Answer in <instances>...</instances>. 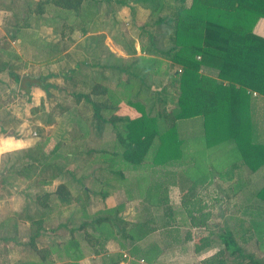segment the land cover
Segmentation results:
<instances>
[{
  "label": "trees",
  "instance_id": "1",
  "mask_svg": "<svg viewBox=\"0 0 264 264\" xmlns=\"http://www.w3.org/2000/svg\"><path fill=\"white\" fill-rule=\"evenodd\" d=\"M94 1L96 0H36L34 6L26 10V14L27 16L31 14L43 16L49 12L53 13L54 10L72 11L83 25L85 32L96 10L93 7L95 6ZM177 1L183 2L184 0ZM153 2L155 5L152 10L157 17L154 24H171V33L166 35L169 48L161 50L155 43L153 33L149 31L146 32V43H144L142 33L139 36L141 53L151 55H132L130 63L119 67L115 71L116 88L110 90L106 84L98 81L94 87L86 91L67 92L73 99L74 106H78L84 99L91 104V117L86 118L89 126L84 124L88 132L91 128L95 134L101 135L108 124L115 129V138L120 149L111 152L108 159L107 150H99L101 153L99 158L109 161L107 166L99 170L105 169L110 176L124 178L122 169L114 168L117 162L130 170H138L139 167L145 166L146 162L151 163L152 166L166 167L176 162L186 164L191 160L194 166L196 163L195 150L189 152L190 144H187L185 138L178 132L176 122L195 117L201 118L205 145L213 147L224 144L230 158L226 160L227 163H217V167L216 164L205 167V170L209 169L210 176L216 172L221 174L224 180L231 179L233 173L240 174V169H235V165L240 161L251 172L264 168V132L258 120V114L262 113L259 103L264 101V37L253 32L239 34L224 24L184 13L180 6H170L172 14L166 20L165 17L159 15L160 11L164 10L163 1L153 0ZM192 2L203 7L225 10L240 8L256 16L264 17V0H192ZM59 17L62 19L64 16ZM75 30L76 26L68 23L65 18L60 21L58 31L61 39L66 41L65 47L73 43L71 33ZM131 51L135 54L133 47ZM4 53L10 59L13 58L12 51ZM13 55L16 56L15 53ZM158 57L161 60L157 59ZM162 60L167 61L165 71L156 69V64L160 67ZM203 65L216 68L218 78L222 81L201 74L200 68ZM172 69L174 71L169 79L175 82L172 84L176 86L177 91L169 94L166 91V83L160 81L155 87L150 77L162 72L168 74ZM0 71L5 72L16 83L21 81L20 75L14 71L13 67H10L9 61L0 59ZM122 74L126 75L125 79ZM30 86L48 89V85H43L39 81L31 82ZM144 93L148 96L145 102H142ZM259 98L262 100L258 101ZM120 101L135 108L139 115L133 118L124 117L114 122L111 115ZM69 109L67 106L61 107L59 113ZM82 138H84L83 135ZM47 140L48 137L36 141L32 146L25 148L21 156L23 170L31 171L28 175H24V178L34 177L35 186L38 188L51 185L54 180L67 172V169L56 161L63 158L62 139L56 141L49 151L46 150ZM21 171L17 170L15 174L19 175ZM34 171L35 173H32ZM189 171L191 168L187 169V175ZM201 172L204 171L192 169V175L188 176L194 186L210 181L207 172L202 176L197 175ZM4 182L5 177L1 179L0 185ZM242 184V179L232 182L231 193L239 192ZM65 188L64 184L58 185L53 192L46 191L42 196L37 195L36 201L47 209H49L48 198L51 196L60 202H68L69 196ZM153 188L156 191L158 184L149 186L150 190ZM92 193H95L93 189L83 187L81 193L75 196L74 200L86 218L78 226L68 228L69 225L66 223L59 225L66 227L69 232V236L62 241H51L45 246H38V238L45 232L44 216L34 214L22 216L23 220L29 223L28 240L22 243L33 251L29 264H55L57 261L62 264H79L78 261L84 258L87 252L103 255L102 264H119L125 260L123 254H109L102 239L115 238L122 246L121 238L128 237L131 240H137L141 237L135 232L137 229L142 236L147 235L139 222L131 223L128 228L119 229L116 220L118 213L124 208L123 204L94 212L93 220L89 221L87 217L90 214L87 208L90 205ZM99 194H102L103 198L106 195L102 190ZM255 197L264 202V185L257 189ZM205 208V204L199 203L188 209L186 213L181 210H177V213L185 219L196 221L201 214H204ZM163 211L164 214L174 213L170 205H164ZM251 226L253 228L251 238L255 235L257 245H263V211L254 215ZM204 231L207 236H216L220 246L216 254L217 258H211L212 261L208 264H227L222 256L224 252L233 256L237 255L241 259L251 258V255L243 251L232 229L227 228L217 233L209 229ZM18 239L15 225L8 234L1 237V240L6 242L18 243ZM209 245H213V241ZM155 247V245H149L140 254L138 248L130 252L135 258L150 263L152 256H155L157 252ZM197 248L199 250L202 245L197 243Z\"/></svg>",
  "mask_w": 264,
  "mask_h": 264
},
{
  "label": "rangeland",
  "instance_id": "2",
  "mask_svg": "<svg viewBox=\"0 0 264 264\" xmlns=\"http://www.w3.org/2000/svg\"><path fill=\"white\" fill-rule=\"evenodd\" d=\"M9 1L12 0H3L2 4L6 5L3 9L12 10L13 6L18 7L22 2L21 0H13L14 2L12 1V3ZM99 2L97 17L95 16L93 20L91 18L92 24L90 25L89 21L87 25L89 30L93 31L91 33L94 34V32H97L95 35L91 34L88 36L96 38V43H98V39L102 37L104 38L106 34H108L113 35L118 42L124 44L127 49H130L133 47L136 40H140L139 36L142 33L143 42L146 43L145 37L147 31L154 33L156 36H159L162 33H164V35L171 33V24H154L157 17L152 10L155 5L153 0L147 1V3H150L149 6L146 2L141 3V0H100ZM167 2L169 6L164 8L162 12L160 11L161 14L159 13V15H163L165 18L170 17V14H172L170 6L173 5V0H167ZM17 7H15L17 10L13 9V12H17L16 15L19 17V20H15L17 16L14 17L15 14L12 16L10 12L0 15V56L8 59V61L14 60L16 65H12L13 69L16 73L21 75L22 73L17 72L15 69L17 67H22L23 63L25 64V60H22L23 56H20L15 52V47L19 48V44L15 42L13 43L11 32L14 33L15 30H13V27L15 26L25 27L23 24L26 19L24 17L25 9ZM53 13L55 15L58 14L59 16H64L62 19L65 18L68 23H72L76 26V32H72L71 35H73L74 39L79 41V44L85 41L90 47H92L90 45L91 38H84L85 40L81 38L82 34L80 31H82V28L84 27L72 11L54 10ZM34 15L36 20H29V23L32 21V24L30 25H33L36 28L41 23V20L39 21L38 19L42 16L37 14ZM48 19L49 21L47 22L52 21V18ZM15 22H17V24H15ZM51 23L53 25L55 22L53 21ZM58 25L59 24H57V27ZM22 31L25 34L27 32L25 29H22ZM28 31L30 32V30ZM42 36H44V33ZM166 42H168V40H166ZM158 43L159 38H157V44ZM38 46V48L46 50L42 48L41 42L38 43ZM158 47H160V45H158ZM164 47V49L169 48L168 43H166ZM6 51H12L16 56L12 53L13 58L10 59L7 54L4 53ZM1 78L4 79H0V122L2 123V125H0V140L11 141L15 144V147L14 150L0 153V181L3 177H12V174H15V171L17 170H23V166H21V156L24 149L30 145L32 146L40 139L48 137L47 151L53 147L56 141L67 139V143H64L65 141L61 142L62 145L65 144L70 147L76 146L78 149H83L84 152L83 155L77 157V162H72L71 157L67 158V162L62 158L57 159L56 161L59 162L64 169L67 168V172L54 180L51 185L38 188L35 186L34 177L28 180L25 179L23 176L28 175L31 172L29 169L19 172L18 176H21L24 179L21 177L15 178V176L13 177L12 184H10L12 178H9L5 181L6 183L0 185V220H6L8 219L7 217H12V222L16 223L19 237L17 240L19 241L18 243L11 241L4 242L0 240V264H29L33 257V251L22 244L28 240L29 223L25 222L22 216L32 214L44 216L45 232L38 238V246H45L51 241H62L66 239L69 236L68 229L63 226L60 227L59 225L66 223L69 225L68 228H70V226H78L86 218L79 210V207L74 200L75 196L81 193L82 188L85 185L94 190L100 188V185L92 184L89 178L85 180L84 184H81L77 183L70 175L71 173L77 177L85 174L88 175L91 172L90 168L83 166H85L84 164H86L93 155V153L89 152V149L97 147L96 143L98 140L95 137H92V135L87 139L78 138L77 134L73 132L75 126H71L74 123V121L71 120L72 115L71 117H68V112H66V114H64V112L63 114L59 113L61 107L63 108L64 106H67L70 108L68 111L72 109L74 110L72 111V114H75L78 111L80 115L86 116L84 113L86 110L88 112V109L82 105L74 106L73 99L67 94L71 89L76 90V88H73L74 83H60V85L57 83H42L43 85H48V89L44 90L42 87H39L41 92L40 100L36 105H33L31 94L33 86H30V83H24V80L21 83H16L5 72ZM154 78V76H151V79ZM41 79L42 76H39L38 80L40 82L42 81ZM105 79L106 78H102L103 82L106 81ZM163 79H165V77ZM98 80L101 81V78L99 77ZM104 84H106L110 90L115 87V83ZM158 84L159 83H153L155 87ZM67 87L69 90H63ZM166 91L169 94H174L177 89L174 84L166 83ZM147 96V93H144L141 101L145 102ZM259 100H262V98H259L258 101ZM259 109L262 110V113L261 115L258 114V120L260 127L264 132V101L259 103ZM65 117L69 118V122L66 121ZM80 121H83L84 124H88L89 126L88 120ZM67 123H70L68 126L71 127V130L67 131L68 133L65 132V129L68 128ZM178 127L180 130H183L182 134L183 137H186V143L195 147L194 159L197 164L195 163L194 166L189 167L191 168V171L188 172L187 176L192 175V169H202L204 172L197 175L202 176L207 172L208 176L205 175L210 179L209 183H207L209 185H207L202 191L200 190L199 193H201L200 201L206 205L204 211L209 208L212 213L209 220L210 225L213 226L217 223L212 227L214 228L212 230L217 233L227 228L232 229L243 251L251 255V258L241 259L237 255L233 256L228 252H224L222 255L223 258H225L227 264H254V262L255 264H264V243L261 246L257 245L258 243L256 242L255 237L251 238L253 231L251 220L254 219L256 213L264 210V202L257 199L254 195L257 189L264 185V168H260L257 172H251L249 168L240 161L235 165V169H240V174L233 173L231 179H226L227 181H224L221 174H217L216 172L210 176L208 172L209 169L205 170V167L208 168L211 164H216L217 167V163H227L226 160L230 159L226 153L225 145L220 144L213 147H207L205 145L202 137V121L199 117H196L195 119H182L178 122ZM110 129L104 134L103 139L105 141L114 136L113 130ZM63 131L65 133H63ZM79 133H81V131L78 132V134ZM81 134L87 136L89 132L84 128ZM65 145L62 147H65ZM63 151H66V149H63ZM119 165L120 162H117L114 165V168H117ZM106 172L107 170L102 169L101 175H105ZM222 172H224V170H222ZM32 173H35V171ZM238 179H242L243 184L239 193L233 194L231 193L230 185ZM58 181L59 183H66L68 186L67 189L65 188L67 190L66 193L69 196L68 202H60L56 200L54 196H51L48 198L49 209L39 205V202L36 201L37 195L42 196L46 191H55L58 185H61V183L58 184ZM96 201L97 200L92 201V209H96L97 206L99 207L100 200L98 199V201ZM135 203L132 202V205L129 206L128 209L130 210L127 211L129 215H131L133 211L132 208L136 207ZM87 209L90 214L87 219L92 221L94 212L91 213L90 207ZM219 212L224 215L222 221L217 220V217H215ZM18 214H20V217ZM208 219L209 216L207 218V215H204L203 218L198 219L195 222L194 228L198 229L199 227H202ZM10 229V227H8V229L0 228V238L4 237L5 234H8ZM202 229L201 232L203 231ZM199 234L200 233L197 235L192 232V235L195 236V241L199 245H202L203 243L211 244L213 241L214 246L216 243H218L219 246V241L216 236H207L206 232ZM214 250L215 249L210 250L212 259L217 258V253L213 256ZM197 253L198 257L185 254L183 258H179L182 260L181 263L171 264H203L201 263V258L204 254ZM208 256H210V254ZM102 259L103 255L95 256V254L87 252L85 257L78 261V263L102 264ZM142 263L146 262H140V264ZM55 264H62V262L57 261Z\"/></svg>",
  "mask_w": 264,
  "mask_h": 264
},
{
  "label": "crops",
  "instance_id": "3",
  "mask_svg": "<svg viewBox=\"0 0 264 264\" xmlns=\"http://www.w3.org/2000/svg\"><path fill=\"white\" fill-rule=\"evenodd\" d=\"M12 1L9 2L12 3ZM21 1L22 2L20 6L15 7L25 9L24 17L26 21H24L25 23L23 24L25 27L15 26L13 27V30H15L14 33L11 32L13 43L15 42L19 44V48L15 47V52L20 56H23L22 60H25V64L23 63L24 66L22 65V67H17L15 69L17 72L22 73L20 75L21 81L18 83H21L23 80L24 83H37L39 81L38 77L42 76V81H39V83H57L59 85L60 83H74L73 88H76V90L78 91H86V89L94 87V84L99 81V77L101 78V81H99L101 83L103 82L102 78H106V81H104L103 83H116L117 76L115 71H117L119 67L126 66L128 63H130L132 55H151L141 53L139 45L140 40H136V42H134L133 48L136 50L135 54L132 53L131 48L127 49L124 44L118 42V40L113 35L106 34L104 38L102 37L98 39V43H96V38H94L93 36L88 37L93 34L91 33L93 31H90L89 27L85 28V32L82 28V31H80V33L82 34L81 38L83 39L91 38L90 45L92 47H90L85 41L79 44V41H77V39H74L73 35H71L73 43L65 47L66 41L64 39H61L60 33L58 31L59 25L57 27V24L62 21L61 17H59L58 14L55 15L54 13L49 12L48 14H45L41 17L43 19H38L39 21L41 20V23L35 28L33 25H30L32 24V21L36 20L34 18L35 15L31 14L27 16L26 10L29 7H33L36 0ZM99 1L100 0L94 1L95 4L92 3L95 5L93 7L96 9L94 14L91 16L92 20L95 16L97 17V8L99 7L100 3ZM147 1L149 0H141V3L146 2V4H148L149 6L150 3H147ZM162 1L165 8L168 3L165 0ZM2 2L3 0H0V15L10 12L12 16L15 14L14 17H16L17 12H13V9L16 8L13 6L12 10L3 9V7H5L6 5L2 4ZM172 6H180L181 8H183L182 11L184 13L198 17L200 19L224 24L234 31L238 32L239 34L253 32L259 36L264 37V17L256 16L254 15V13L248 12L246 10H242L240 8H236L234 10H225L215 7H203L198 4H194L192 0H184L183 2L173 0ZM162 11L163 9L161 10V12ZM161 16L163 17V15ZM48 18H52L51 22L54 21L55 23L52 25L51 22H47L49 21ZM169 18L170 17H167L166 20H168ZM16 19L19 20V17L17 16L15 20ZM29 20H32L31 23H29ZM15 24H17V22H15ZM91 24L92 22L90 21V25ZM22 29L27 30L26 34L23 33ZM28 30H30V32ZM43 33L44 36H42ZM96 33L97 32H94L93 35H95ZM157 36L153 33L156 45H160L159 48L161 50H165L164 45H166V35L162 33L158 37ZM157 38H159L158 44ZM40 42L42 48L46 50L38 48V43ZM197 57L199 58V56ZM0 59H2L3 61H8V59L4 58L3 56H0ZM157 59L161 60V58L159 57ZM9 64L11 68L13 67L12 65H16V63H14V60H10ZM159 66L160 67H158V65L156 64V69L165 71L167 68V61L162 60ZM173 71V69L170 70L168 74L166 72L155 75L153 74L151 76H154L155 78L151 79L150 77V80L152 83H160V81L163 83H175L174 81L169 79ZM200 73L217 81L221 80L220 78H218V70L216 68L203 65L200 68ZM122 76L125 79L126 75L122 74ZM1 77H3V72L0 71V79H4ZM164 77L165 79H163ZM223 82L226 83V81ZM67 89L68 87L63 90ZM71 91L74 90L71 89ZM31 94L32 104L36 105L39 102L41 96L39 86H33ZM79 105H82L88 109V112L86 110V112L84 113V115L86 114V116H81L78 111L75 114H72V111H74L73 109L70 111H66L69 113L68 117H71L72 115L71 120L74 121V123L71 126H75V129L73 128V132H75L77 134V137L80 139H87L92 135V137H95L98 141L96 143L97 147L89 149V152L93 153V155L90 157L89 161L84 164L85 166H83H87L88 168H90L91 172L88 175L85 174L77 177H75V175L71 173L70 175L76 180L77 183L84 184L85 180L89 178L92 184L100 185V188L98 190L93 189L95 193H92L91 195V202L89 205L91 213L97 212L104 208L123 204L124 208L118 213L116 220L117 224L119 225V229L125 227L128 228L131 223L139 222L141 228H143L147 233L146 236H142L138 231L139 229H137L135 232L141 237L137 240H131L128 237L121 238L122 246L115 238H103L102 241L107 252L109 254L122 253L123 257H125V260L121 261L119 264H140V262H143V260L135 258L134 254H131L130 251L132 249L134 250L135 248H138V253L140 254L142 251L147 249L149 245H155V248H157V252L155 253V256H152L153 258L149 264L181 263L182 260H180L179 258H183L185 254L198 257L197 252L204 254L201 258V263L208 264L211 261L210 259L212 256L210 250L215 249L213 252L214 256L219 250V246L217 244L215 246H212L209 245V243H203L202 248L198 250L197 242L195 241V236L192 235V232L198 235V233H205L204 230L206 229H209V231H213L212 229L214 228L212 227L217 223L213 226L210 225L209 220L212 216L210 209L208 208L207 210H205L204 214H201V216L197 218L198 220L203 218L204 215H207V218L209 216L208 221H205V224L202 227H199L201 229L203 228L202 232L201 229L194 228L195 222L197 220L191 221L189 218L185 219L184 216L182 217L177 213V210H181L186 213L187 210L191 207H194L199 203H203L200 201L201 193H199V191H202L207 185H209L207 184L209 182H201L198 183L197 186H194L192 180L189 179L190 177L187 176V169L192 166V161L189 160L186 164H179V162H176L166 167L159 165L152 166L151 163L146 162L145 166L139 167L138 170H130L124 167L122 163H120L118 168L122 169L124 178H122L121 176H110L109 172H106L105 175H101L102 170L99 169L103 166H107L109 161H105L99 158L101 155V153H99V150H107L108 159L111 155V152H114L115 150L119 151L120 149L119 145H117L116 142L115 129L111 124H108L103 134L101 135L95 134V132H93L91 128L87 136L81 134L83 129L85 128V125L83 121L80 120H86V118L90 119L92 114V106L85 99L82 100ZM66 112H64V114H66ZM138 115L139 113L135 108L129 106L124 101H120L119 104L116 105L115 111L111 115V119L116 122L124 117L133 118ZM68 117L65 118L66 121L69 122ZM179 121L180 120H177L176 122L177 130L181 134V136H183V130H180V128L178 127ZM0 125H2L1 122ZM68 125H70V123H67V126ZM108 129L113 130L114 136L107 139L109 141H105L103 137L104 134L109 131ZM65 130V132L70 131L71 127L68 126V128H66ZM64 131L63 133H65ZM80 131L81 133L78 134V132ZM82 135L84 136V138H82ZM184 138L186 137L184 136ZM62 141H65L64 143H67V139H64ZM14 147L15 144H13L11 141L0 140V153L4 151L8 152L10 150H14ZM189 147H191L189 152L195 150V147L193 145H189ZM63 149H66V151H63ZM61 153L66 162L67 158L70 157L72 159V162H77V157L84 154L83 149H78V147L76 146L70 147L67 145H65V147H62ZM13 177L18 178L21 176H18V174H12V177H9L12 178L10 184H12L13 182ZM23 177L21 178L24 179ZM9 178L5 177V181ZM60 183L64 184L66 189L68 188L66 183ZM60 183L58 181V184ZM151 184H153V186L158 184V189L156 191L154 190V188L153 190H150L149 186ZM84 187L87 186L85 185ZM101 190L104 191V194H106L104 198L101 196L102 194H99V191ZM48 192H53V190H50ZM98 199L100 200L99 207L97 206L96 209H92V201H98ZM155 200L156 203H154ZM132 202H136V207L132 208L133 211L131 215H129L127 211L130 210L128 208L130 205H132ZM164 205L172 206L174 213L166 212L164 214ZM262 211L264 212V210ZM223 216V213L219 212L215 217H217V220L222 221ZM7 218L8 219L6 220H0V228L8 229V227L12 228L13 225L16 226V223L12 222V217ZM183 223H185V225ZM209 254L210 256H208Z\"/></svg>",
  "mask_w": 264,
  "mask_h": 264
}]
</instances>
